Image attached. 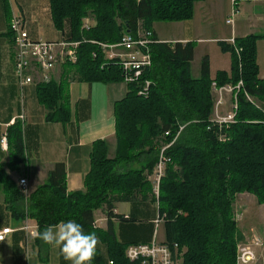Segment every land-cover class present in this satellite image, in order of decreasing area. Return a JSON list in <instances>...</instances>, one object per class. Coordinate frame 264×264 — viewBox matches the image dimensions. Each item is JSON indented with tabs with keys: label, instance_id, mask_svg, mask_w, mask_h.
<instances>
[{
	"label": "trees",
	"instance_id": "1",
	"mask_svg": "<svg viewBox=\"0 0 264 264\" xmlns=\"http://www.w3.org/2000/svg\"><path fill=\"white\" fill-rule=\"evenodd\" d=\"M199 0H48L54 27L65 39L78 41L77 60L61 67L56 79L36 85L45 120H70L69 85L72 81H123L119 64L107 60L98 43H115L123 34L141 27L151 32V65L140 78L126 84V94L114 103L113 156L104 139L93 141L83 190L67 192L66 168L56 162L45 181L31 190L26 212L16 178L26 165L23 124L15 119L5 128L6 160L0 146V196L12 214L34 221L39 231L74 219L85 233L95 232L100 243L91 264H127L125 247L113 221L130 218L114 214L116 203L156 201L148 179L160 148L170 161L160 183L158 211L163 217L164 242L177 243L182 256L177 264H235L241 234L235 219L238 194L248 193L264 204V79L259 78L257 41L264 34L235 37L234 44L218 41L230 55L228 71L210 76L204 55L199 76L191 62L195 41L167 42L153 31L156 22H180L193 17ZM90 19L88 28L83 20ZM12 41L11 32H7ZM13 44V43H12ZM236 50H238L239 55ZM237 108L233 121L218 126L211 121V84L236 85ZM149 81L147 92L139 93ZM247 93L252 101L246 99ZM1 139V136H0ZM101 209L106 228L95 223ZM264 237V234H263ZM100 245L107 253L104 260Z\"/></svg>",
	"mask_w": 264,
	"mask_h": 264
},
{
	"label": "crops",
	"instance_id": "2",
	"mask_svg": "<svg viewBox=\"0 0 264 264\" xmlns=\"http://www.w3.org/2000/svg\"><path fill=\"white\" fill-rule=\"evenodd\" d=\"M13 2L14 5L11 0H0V136L4 135L7 125L15 119L22 121L27 161L21 175L27 178L31 190L45 181L47 172L56 162H63L65 165L67 192L83 190V179L89 170V154L93 141L104 139L109 148L115 147L113 107L117 100L125 96L126 83L72 81L69 85V122L65 125L47 122L46 109L36 97V85H26L22 91L18 87L14 74L12 42L7 34L8 23L12 14L21 15L29 36L35 40H61L66 31L58 38V30L50 17L48 0ZM234 6L237 13L233 16L232 24L225 22L232 7L231 0H199L194 3L191 19L165 23L173 32L171 38L164 37L158 28L162 22L154 23L152 29L155 36L162 41H195L196 45L214 42L222 57L216 66V54H206L209 59V71H228L230 55L222 52L217 42L227 41L231 37L264 34V1L235 0ZM242 9L246 12L243 18ZM260 42L259 39L256 45L258 76L264 79V72L261 73L263 62L260 61L261 49L264 52V46L260 45ZM108 155L113 156L109 150ZM2 160H6L4 151ZM10 175L15 178L17 176L16 173ZM121 203L137 204L128 211H121L118 207ZM154 204L156 205L151 200L116 203L114 214L130 218L126 221H113V228L118 224L121 230V239H117L125 243L151 241L156 218ZM21 223L19 213L18 217L12 214L0 196V229H14L0 244V264H70L59 248L45 244L37 237L26 239L24 231L18 230ZM96 225L106 228V219L103 225ZM159 240H165V232ZM35 250H38V253L35 254Z\"/></svg>",
	"mask_w": 264,
	"mask_h": 264
},
{
	"label": "built area",
	"instance_id": "3",
	"mask_svg": "<svg viewBox=\"0 0 264 264\" xmlns=\"http://www.w3.org/2000/svg\"><path fill=\"white\" fill-rule=\"evenodd\" d=\"M264 1V0H253ZM232 7L226 24H232L233 16L237 13L234 6L235 0H231ZM90 19L83 20L84 28H88ZM8 29L12 35L13 66L14 74L20 91L26 85L49 82L56 79L61 67L66 63H74L77 60L76 48L78 41H69L65 38L55 41L32 39L27 30L24 18L19 14H12L8 23ZM151 32L139 27L136 33H125L118 42L98 43L105 59L116 61L122 71L123 82L126 84L136 81L141 77L143 70L151 65L149 44L154 42ZM234 44V37L227 40ZM239 55L238 50H236ZM149 81L144 82V86L139 93L147 92ZM243 82L240 80L236 85L226 84L218 86L215 82L211 84V95L213 107L211 121L218 125H225L233 121L237 108V93L242 88ZM247 100L252 98L244 93ZM227 105L229 106L227 108ZM0 146L3 151L7 149L5 135L0 139ZM169 144L160 148L157 160L148 177L152 186V194L156 199L158 207V196L160 183L165 174V169L170 159L165 154V149ZM17 184L23 195V204L26 205L31 192L28 180L25 176L16 177ZM158 210V209H157ZM154 224H163V217L157 212ZM18 230L24 231L26 239L37 237L35 233L38 228L27 215L22 219ZM14 229L5 227L0 229V244ZM259 250L264 251V239L253 234L248 241L237 244L235 264H262L258 257ZM125 258L127 264H177L182 256L177 243L167 244L154 237L148 243H131L125 247ZM111 264V262H109Z\"/></svg>",
	"mask_w": 264,
	"mask_h": 264
},
{
	"label": "rangeland",
	"instance_id": "4",
	"mask_svg": "<svg viewBox=\"0 0 264 264\" xmlns=\"http://www.w3.org/2000/svg\"><path fill=\"white\" fill-rule=\"evenodd\" d=\"M11 3L14 5L13 0H11ZM241 14H242L241 18L246 16V12L244 13L243 9L241 10ZM158 28L160 29L164 37L171 38L173 32L169 28L168 24H165L164 22H162L158 25ZM63 35H64L63 32L58 31V38L62 37ZM260 41H261L260 45L264 46V38H261ZM194 52H195L194 59L191 62L192 76H197V75L199 76L200 64H201L202 57L204 55L206 54L215 55L216 54V60H215L216 66L222 57L221 56L222 54L219 52V49L217 48V45L214 42L213 43H199L195 46ZM260 61L263 62V65L260 64L261 73H262L264 72V52L262 51V49L260 53ZM212 66L216 68L214 64H212ZM215 71L216 69L211 70V73H210L211 77L215 75L216 73ZM228 107L229 106L227 105V108ZM114 149L115 147L110 146L109 152L111 155L113 154L112 152ZM237 196L238 197L236 198V201L234 203V212H235V219L237 221V226L241 234V240L238 241V244L248 241L251 237H253V234L254 235L256 234L257 236H260L261 238L264 239L263 237V234H264V204H259L256 201L255 197L248 193L238 194ZM136 204L121 203L118 205V207H119V210L121 211L123 210L128 211L129 208H131L132 206L135 207ZM155 208H156L155 216L157 217L158 210H157L156 205H155ZM95 215L97 219L96 224L100 223L103 225L105 221V219L103 218H105V215L103 214L101 209L97 210L95 212ZM114 232H115L116 237L118 239H121L120 237L121 230L118 224L115 225ZM154 234L156 235L157 239L163 238L164 232H163L162 224H160L159 226L154 225L151 239L154 237ZM100 250H101L103 259L106 260L107 253L101 245H100ZM37 251L38 250H35V254L38 253ZM258 257L260 259V262L264 264V251L259 250Z\"/></svg>",
	"mask_w": 264,
	"mask_h": 264
},
{
	"label": "clouds",
	"instance_id": "5",
	"mask_svg": "<svg viewBox=\"0 0 264 264\" xmlns=\"http://www.w3.org/2000/svg\"><path fill=\"white\" fill-rule=\"evenodd\" d=\"M45 244L59 248L70 264H91L100 243L95 232L85 233L83 226L74 219L60 221L35 233Z\"/></svg>",
	"mask_w": 264,
	"mask_h": 264
}]
</instances>
